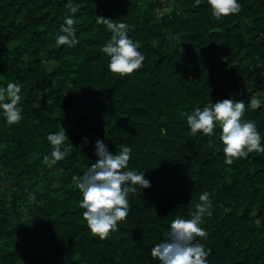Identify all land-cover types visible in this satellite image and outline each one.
Instances as JSON below:
<instances>
[{
  "label": "trees",
  "instance_id": "1",
  "mask_svg": "<svg viewBox=\"0 0 264 264\" xmlns=\"http://www.w3.org/2000/svg\"><path fill=\"white\" fill-rule=\"evenodd\" d=\"M164 1L76 0L71 13L66 0H0V84H22L23 111L11 124L0 116V264H159L151 246L202 191L212 215L197 239L209 264H264V152L226 163L218 126L193 132L182 114L233 96L264 132V104L247 107L264 92V0L219 19L208 0H170L159 15ZM97 14L127 21L145 54L139 68L109 70L101 46L111 30ZM65 15L78 18L75 45L54 38ZM61 126L73 148L49 167L47 133ZM97 138L113 152L129 145L125 167L151 179L130 184L131 208L104 238L87 226L73 180L96 159Z\"/></svg>",
  "mask_w": 264,
  "mask_h": 264
},
{
  "label": "clouds",
  "instance_id": "2",
  "mask_svg": "<svg viewBox=\"0 0 264 264\" xmlns=\"http://www.w3.org/2000/svg\"><path fill=\"white\" fill-rule=\"evenodd\" d=\"M208 4L211 14L217 19L239 12L242 7L241 0H208ZM66 7L71 13H76L80 6L76 0H66ZM77 19L75 15L64 16L59 30L54 33L57 43L71 46L78 42L74 27ZM95 19L111 30L110 37L101 46L109 57V70L125 74L139 68L145 54L140 50L139 41L128 34L130 26L127 21L104 14H97ZM257 63L264 66V61ZM21 89L22 84L13 79L0 84V116L9 124L19 121L23 116ZM262 104L264 92L253 93L247 99L249 109H257ZM245 109L244 99L226 96L196 105L182 114L193 132L202 130L203 133L212 134L218 126L219 131L215 134L222 142L225 162L230 163L233 157L247 156L253 150L264 152V132L254 120L244 117ZM47 139L52 147L50 152L43 155V161L51 167L72 150L73 144L65 142L69 137L63 126L49 131ZM88 142V137H84L83 143ZM94 143L96 159L86 166L82 174H73V180L82 194L79 204L87 226L104 238L110 229L117 227L118 220L127 216L131 208L128 194L137 188L130 184L138 188L147 187L151 185V179L145 176V170L125 167L132 155L129 145L124 144L119 151L113 152L102 138H97ZM30 195L35 199L34 194ZM209 197L208 191L200 192L189 216L177 215L171 219L170 230L164 233L167 238L160 239L150 249V254L159 258V264H209L211 249L197 239V236L202 238L207 235L201 220L206 215H212V200Z\"/></svg>",
  "mask_w": 264,
  "mask_h": 264
},
{
  "label": "rangeland",
  "instance_id": "3",
  "mask_svg": "<svg viewBox=\"0 0 264 264\" xmlns=\"http://www.w3.org/2000/svg\"><path fill=\"white\" fill-rule=\"evenodd\" d=\"M164 3L165 4L163 6L158 7L159 15H161L164 12H168V11L172 10V8H173V4L170 0H165Z\"/></svg>",
  "mask_w": 264,
  "mask_h": 264
}]
</instances>
